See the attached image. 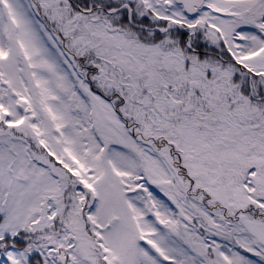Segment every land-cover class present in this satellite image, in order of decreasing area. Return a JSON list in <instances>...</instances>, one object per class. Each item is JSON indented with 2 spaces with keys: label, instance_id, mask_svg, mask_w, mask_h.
<instances>
[{
  "label": "snow or ice",
  "instance_id": "1",
  "mask_svg": "<svg viewBox=\"0 0 264 264\" xmlns=\"http://www.w3.org/2000/svg\"><path fill=\"white\" fill-rule=\"evenodd\" d=\"M0 264H264V0H0Z\"/></svg>",
  "mask_w": 264,
  "mask_h": 264
}]
</instances>
